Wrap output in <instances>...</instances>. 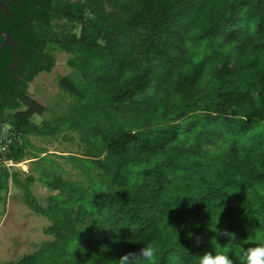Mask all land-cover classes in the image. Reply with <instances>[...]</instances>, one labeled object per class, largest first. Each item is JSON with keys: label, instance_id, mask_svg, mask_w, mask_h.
Here are the masks:
<instances>
[{"label": "trees", "instance_id": "16d2710c", "mask_svg": "<svg viewBox=\"0 0 264 264\" xmlns=\"http://www.w3.org/2000/svg\"><path fill=\"white\" fill-rule=\"evenodd\" d=\"M3 4L0 32L16 44L0 50V125L11 123L14 140L0 155L21 161L17 136L57 127L33 126L45 107L28 93L56 66V49L76 68L60 88L81 99L79 117L100 136L96 155L69 156L93 192L57 195L43 212L58 240L10 264H116L149 241L157 264H196L209 250L239 264L264 232V0ZM137 112L141 125L129 123Z\"/></svg>", "mask_w": 264, "mask_h": 264}, {"label": "rangeland", "instance_id": "374dc122", "mask_svg": "<svg viewBox=\"0 0 264 264\" xmlns=\"http://www.w3.org/2000/svg\"><path fill=\"white\" fill-rule=\"evenodd\" d=\"M74 31L79 33L80 27ZM54 54L56 66L51 72L39 73L29 83L28 93L45 107L43 114L32 117L33 126H43L46 122L52 126L58 124L57 127H49L50 132L38 133L34 129L25 136H17L16 142L24 151L21 161L0 155V264H10L27 254L40 253L46 245L58 240L56 232L49 231L52 219L43 212L51 203L60 202L57 195L68 201L71 192H77L80 187L89 192L95 189L84 170L79 169L69 156L96 155L100 136H96L90 119L87 123L79 117L84 109L81 99L66 94L59 86L60 77L75 74L76 68L69 63L71 54L58 49ZM82 70L90 72L87 67L78 68L81 74ZM89 97L87 93L86 98ZM107 105L112 107L111 102ZM137 113L131 116L129 123L143 124L145 116ZM126 114L120 112L119 118L123 122ZM34 119L38 122H33ZM151 119L155 123L160 117L153 115ZM185 122L179 124L183 126ZM0 129V143L7 138L12 145L11 123H1ZM1 152H6V148L0 149ZM53 177L61 179L57 188L46 180ZM256 187L264 193L263 185L257 184Z\"/></svg>", "mask_w": 264, "mask_h": 264}, {"label": "clouds", "instance_id": "9594fccd", "mask_svg": "<svg viewBox=\"0 0 264 264\" xmlns=\"http://www.w3.org/2000/svg\"><path fill=\"white\" fill-rule=\"evenodd\" d=\"M33 122L38 121L34 119ZM219 234L228 237L230 241L236 239V234L227 229L220 230ZM252 240V245L246 247L239 257V264H264V232H256ZM157 260L158 249L149 241L142 243L138 249L122 253L116 259V264H157ZM196 264H234V261L224 252L209 250L197 254Z\"/></svg>", "mask_w": 264, "mask_h": 264}, {"label": "water", "instance_id": "95a60500", "mask_svg": "<svg viewBox=\"0 0 264 264\" xmlns=\"http://www.w3.org/2000/svg\"><path fill=\"white\" fill-rule=\"evenodd\" d=\"M1 7H3V6H1ZM2 34L5 36V40H4L3 44L0 46V50H1L5 45H10V44L14 45V44H15V42L12 40L10 34H9L7 31H1V32H0V35H2Z\"/></svg>", "mask_w": 264, "mask_h": 264}, {"label": "built area", "instance_id": "2783aa9c", "mask_svg": "<svg viewBox=\"0 0 264 264\" xmlns=\"http://www.w3.org/2000/svg\"><path fill=\"white\" fill-rule=\"evenodd\" d=\"M0 135H1V132H0ZM4 140H5V138H3V140H1L0 149H5L6 148V144H5Z\"/></svg>", "mask_w": 264, "mask_h": 264}, {"label": "snow or ice", "instance_id": "6c2138e0", "mask_svg": "<svg viewBox=\"0 0 264 264\" xmlns=\"http://www.w3.org/2000/svg\"><path fill=\"white\" fill-rule=\"evenodd\" d=\"M0 6H3V0H0Z\"/></svg>", "mask_w": 264, "mask_h": 264}, {"label": "flooded vegetation", "instance_id": "af4514ba", "mask_svg": "<svg viewBox=\"0 0 264 264\" xmlns=\"http://www.w3.org/2000/svg\"><path fill=\"white\" fill-rule=\"evenodd\" d=\"M3 8H5V5L3 4ZM12 38V37H11ZM13 40V39H12ZM14 41V40H13ZM15 42V41H14ZM15 44H16V42H15Z\"/></svg>", "mask_w": 264, "mask_h": 264}]
</instances>
